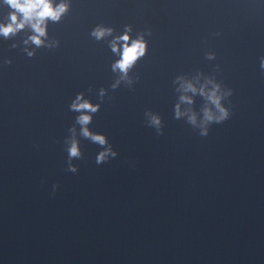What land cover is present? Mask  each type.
<instances>
[{"label":"water","instance_id":"95a60500","mask_svg":"<svg viewBox=\"0 0 264 264\" xmlns=\"http://www.w3.org/2000/svg\"><path fill=\"white\" fill-rule=\"evenodd\" d=\"M10 11L0 0V23ZM97 25L112 35L97 41ZM126 26L147 52L113 89L109 42ZM32 34L0 36V264H264V0H70L48 21L58 47L24 44ZM208 79L232 90L230 118L201 136ZM78 93L100 104L88 127L106 146L74 124Z\"/></svg>","mask_w":264,"mask_h":264},{"label":"clouds","instance_id":"9594fccd","mask_svg":"<svg viewBox=\"0 0 264 264\" xmlns=\"http://www.w3.org/2000/svg\"><path fill=\"white\" fill-rule=\"evenodd\" d=\"M11 11L8 14V22L0 23V36L4 38H9L15 36L21 30L29 27L32 30V35H30L24 44H34L37 48L45 46L49 48H55L59 46V41L53 40L46 43L47 37V25L48 21L53 23H58L70 10V0H61L60 3H54V0H4ZM131 26H126L125 31L122 35L115 36L110 42L109 46L111 51L116 54L119 59H117L111 65V70L114 73H119V79L111 85L113 89H116L120 82L123 80L127 84L131 85L132 80L129 77L130 70L136 65L138 60L146 55L147 52V41L144 39V35L141 34L137 38L133 39L130 36ZM113 29L110 27H105L103 25H97L91 31V36L97 41L103 40L105 37L111 36ZM151 34L150 32L148 33ZM16 45H12L15 47ZM27 55L29 57L33 56L34 50H28L25 48ZM207 59H215V53H207ZM6 64H11L12 61L9 59L5 61ZM260 69L264 71V56L260 57ZM178 80H183L182 77H178ZM208 84L212 85L210 90H206ZM181 88L187 92L192 91L197 92V88L191 83L184 81L181 84ZM201 95H204L207 100L214 105L216 111L214 112L211 108L205 107L203 110V120L200 123L201 136L208 135L207 125L211 123H222L230 118V111L228 108L224 107L221 103L222 99L231 96L232 90L227 89L221 93V85L215 83V81L208 79L205 82V86L199 89ZM105 96V89L102 87L99 90V97L101 102ZM180 100L182 102L191 103V100L187 96H181ZM100 109V104H93L90 100L84 98L83 93H78L75 99L72 100L69 105V110L78 115L75 117V125L80 126V135L92 141L93 143L99 144L101 146L107 145V139L104 135L90 131L88 125L92 122L93 115L97 113ZM148 117V126L154 127L157 130L158 135H162V127L160 117L152 114L151 112L145 113ZM176 118L179 119L181 116L185 115L184 112L180 111L179 105L176 106L175 112ZM189 122L193 125H197V117L193 113L188 117ZM71 136L66 141L68 143V157H69V167L68 170L71 172H76L77 169L71 164L73 158H80L81 151L79 148V142L75 139L76 128L75 126L69 128ZM116 156V153L112 151L111 146H107L101 151L96 157V163L100 164L105 162L109 156Z\"/></svg>","mask_w":264,"mask_h":264}]
</instances>
